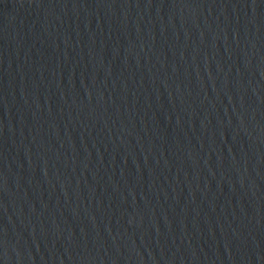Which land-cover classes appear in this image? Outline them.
<instances>
[{"label":"water","instance_id":"1","mask_svg":"<svg viewBox=\"0 0 264 264\" xmlns=\"http://www.w3.org/2000/svg\"><path fill=\"white\" fill-rule=\"evenodd\" d=\"M0 264H264V0H0Z\"/></svg>","mask_w":264,"mask_h":264}]
</instances>
